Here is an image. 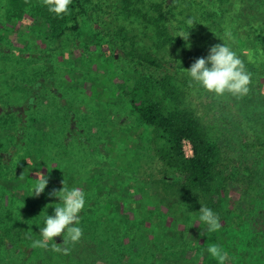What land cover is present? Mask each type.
<instances>
[{
  "label": "rangeland",
  "instance_id": "1",
  "mask_svg": "<svg viewBox=\"0 0 264 264\" xmlns=\"http://www.w3.org/2000/svg\"><path fill=\"white\" fill-rule=\"evenodd\" d=\"M8 1L0 0V264L65 262L63 254L51 250V243L48 249L31 246L41 238L44 215H53L51 205L59 203L49 193L59 190L63 180L86 194L78 225L83 236L75 245H66L71 248V264H218L207 248L223 241L234 250L237 263L264 264V149L258 146L264 144V41L258 46L254 37L244 33L242 37L250 38L247 45L237 43L236 33L241 35L243 21L247 22L236 20L239 0L226 4L202 0L205 11L198 25L205 26L199 28L216 31L209 22L218 16L220 28L231 31L232 39L213 36L210 41L208 35H189L185 41L179 37L184 30L178 21L167 26L171 33H179L167 68H173L185 84L186 105L207 122H219L221 143L237 160L234 177L249 187L244 197L235 192L239 207L249 214L239 228H228L224 239L199 223V211L192 204L162 202L148 193L152 130L131 106V86L125 80L146 76L138 65L139 46H146L139 33L158 29V12L151 14L152 24H131L128 16L117 17L116 6L122 8L119 0H84L86 13L79 30L92 39L68 31L57 41L34 6L8 11ZM129 1H133L126 3L129 9L122 10L145 14L152 8L149 1ZM256 2L252 0L245 10L249 16ZM77 11L71 8L67 26L76 24ZM116 25L132 32L139 43L121 46L125 34H117ZM222 43L244 60L252 74L251 90L242 99L216 98L184 70ZM250 44L257 50L254 55L249 53ZM37 83L42 86L35 92ZM251 143L256 145L252 150ZM37 171L49 177L39 197L30 191ZM54 239L65 246L62 236Z\"/></svg>",
  "mask_w": 264,
  "mask_h": 264
},
{
  "label": "trees",
  "instance_id": "2",
  "mask_svg": "<svg viewBox=\"0 0 264 264\" xmlns=\"http://www.w3.org/2000/svg\"><path fill=\"white\" fill-rule=\"evenodd\" d=\"M109 1L111 2V0ZM145 1H149L152 6L145 14L142 10H139L141 13L133 8L130 9L131 11H127L130 7L127 4L133 3L129 0H119L120 6L122 8L125 6L128 9L122 10L117 6L116 10L113 9L118 13L117 17L128 16L131 19V24L134 22L145 25L152 24L151 14L158 12L155 19V22L160 24L158 29L139 33L140 42H145L146 46L137 45L140 47L138 65L146 71V76L134 75L135 79L125 80L131 86V106L144 124L152 130L154 157L149 163L152 175L149 184L152 190L148 193L159 198L162 202L190 203L198 211L202 206L210 208L219 216L221 222V228L215 234L224 239L227 237L228 228H239L238 223L245 221L249 214L248 210L238 205L241 202L239 198L244 197L248 186H243L242 181L234 177L237 160L231 151H225V147L221 143L223 133L220 125H217L219 122H207L192 106L186 105L185 84L178 78L173 68H167L174 56L169 55L170 49L179 34L171 33L167 26L178 21L185 34L189 32V35L200 37L208 35L210 41L213 36L215 39H224L225 28H220L222 19L218 16H214L211 18L212 22H209L211 26H215L216 31L212 30L214 33L208 31L206 27L199 28L205 26L203 23L198 25L205 11V2L202 0ZM72 2L70 10L79 8L76 16L77 22L73 27L66 25L68 14L63 18L56 17L48 11L47 7L43 6L42 0H27V2L26 0H9L5 5L6 8L8 7V11L11 9L23 11V8L28 5L34 6L38 10V15L42 16L49 24L50 34L57 41H61L68 31H80L87 40L92 39L85 31L79 30L83 24L81 23L83 15L86 13L84 0H72ZM238 2L241 8L236 12L238 16L236 20L247 19V22L243 21L245 26L241 29V35L236 33L237 43L247 45L250 38L242 37L246 33L247 37H254L257 40L256 44L261 46V41H264V0L256 2V8L251 9L254 13L250 16L245 10L252 6V0H239ZM224 3L226 4L227 0H224ZM258 8H262V10L257 11ZM139 16L141 20L135 19ZM189 19L194 21L192 27L187 24ZM121 26L116 25L115 27L117 29L115 32L121 37L125 34L124 45L123 41H120L121 46L125 47L128 42L131 45L138 44L139 42L134 40L137 37L132 32L125 31ZM249 47L252 48L249 53L254 55L257 50L252 44ZM46 64L48 69L51 66L48 59ZM49 69L51 68L49 67ZM41 86V83H37L33 88L34 91L38 92ZM214 117L216 119L217 116L214 115ZM216 121L218 120L216 119ZM222 124L225 125L224 122ZM244 124L246 125L245 121H242L241 126L243 127ZM184 141H188L191 145L193 151L191 157L186 156ZM255 146L251 143L250 150ZM258 146L264 149V144ZM170 176H175L176 180H169ZM234 180H237L238 184L233 183ZM253 188V185L250 186V191L254 190ZM235 192L239 196L238 200ZM120 210L121 207L118 212ZM18 230L23 229L19 228ZM18 244L23 248V242ZM220 246L228 253L226 264H239L233 255L234 250L227 241L221 242ZM64 256L63 264H71L69 262L70 255Z\"/></svg>",
  "mask_w": 264,
  "mask_h": 264
},
{
  "label": "clouds",
  "instance_id": "3",
  "mask_svg": "<svg viewBox=\"0 0 264 264\" xmlns=\"http://www.w3.org/2000/svg\"><path fill=\"white\" fill-rule=\"evenodd\" d=\"M42 4L50 13L63 18L64 15L69 14L72 0H42ZM187 24L192 27L194 21L189 19ZM225 36L232 39L231 31H227ZM179 37L187 41L189 32L181 33ZM184 70L192 82L216 98L231 96L242 99L251 90L252 74L247 70L244 60L226 43L213 45L206 58H197L190 68ZM48 182L49 177L37 171L30 189L31 195L39 197L45 191ZM62 185L59 190L53 189L49 193L50 196L57 197L59 203L51 205L54 207L53 215L47 213L44 215V226L39 230L41 238L33 240L31 246L48 249L51 243L52 251L70 255L71 248L66 245L69 243L75 245L83 236V229L78 225H80V213L86 205V194L81 188H69L65 180L62 181ZM198 220L199 223L207 226L208 232H216L221 228L219 216L208 207L200 208ZM61 236L62 244L65 246L55 242L54 238ZM207 251L218 261V264H226L228 253L219 245L210 244Z\"/></svg>",
  "mask_w": 264,
  "mask_h": 264
},
{
  "label": "built area",
  "instance_id": "4",
  "mask_svg": "<svg viewBox=\"0 0 264 264\" xmlns=\"http://www.w3.org/2000/svg\"><path fill=\"white\" fill-rule=\"evenodd\" d=\"M184 151H185L187 157H191L193 154L191 145L188 141H184Z\"/></svg>",
  "mask_w": 264,
  "mask_h": 264
},
{
  "label": "water",
  "instance_id": "5",
  "mask_svg": "<svg viewBox=\"0 0 264 264\" xmlns=\"http://www.w3.org/2000/svg\"><path fill=\"white\" fill-rule=\"evenodd\" d=\"M169 180H176V177L175 176H170Z\"/></svg>",
  "mask_w": 264,
  "mask_h": 264
}]
</instances>
